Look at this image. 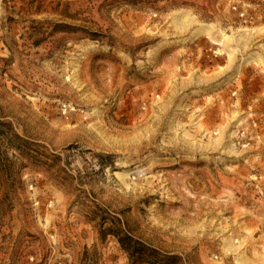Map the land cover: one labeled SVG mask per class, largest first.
<instances>
[{
	"label": "rangeland",
	"instance_id": "obj_1",
	"mask_svg": "<svg viewBox=\"0 0 264 264\" xmlns=\"http://www.w3.org/2000/svg\"><path fill=\"white\" fill-rule=\"evenodd\" d=\"M258 58L264 0H0V264H264Z\"/></svg>",
	"mask_w": 264,
	"mask_h": 264
},
{
	"label": "bare ground",
	"instance_id": "obj_2",
	"mask_svg": "<svg viewBox=\"0 0 264 264\" xmlns=\"http://www.w3.org/2000/svg\"><path fill=\"white\" fill-rule=\"evenodd\" d=\"M177 23L180 27H189L191 26L194 21L192 20V18L190 17H187V15L185 14H178V17H177ZM214 29V26L213 25H200L197 27V29L195 30L194 32V35L198 36V35H201V34H205V35H211L212 34V31ZM215 41V44H218V45H221V44H224L225 42H230V41H233V39H231V36H228L226 35L225 33L221 32V38L220 40ZM234 54L231 55V64L233 63L234 61V58H233ZM258 61L264 63V61H262L260 58L257 59ZM229 147V146H228ZM228 152L230 154H233V150L232 148L229 147V150ZM123 178H126L127 177V174H124L122 175ZM235 243H239V241L235 240ZM239 248L238 247H235L234 244L232 243H229L228 244V251H238Z\"/></svg>",
	"mask_w": 264,
	"mask_h": 264
},
{
	"label": "trees",
	"instance_id": "obj_3",
	"mask_svg": "<svg viewBox=\"0 0 264 264\" xmlns=\"http://www.w3.org/2000/svg\"><path fill=\"white\" fill-rule=\"evenodd\" d=\"M108 232H112V235L113 236H117L116 235V233H115V231H113L112 229H109L108 230ZM118 238V240L121 242V239H119V237H117ZM123 244V243H122ZM125 248V247H124ZM126 251L128 252V254L130 255V258H134L135 257V255L133 254L134 252L133 251H131V249H128V248H126ZM138 259V262H140L142 259L141 258H137ZM152 264H156V263H152Z\"/></svg>",
	"mask_w": 264,
	"mask_h": 264
}]
</instances>
